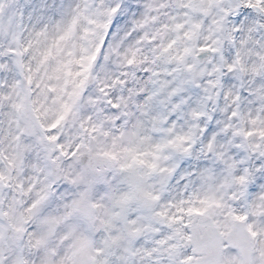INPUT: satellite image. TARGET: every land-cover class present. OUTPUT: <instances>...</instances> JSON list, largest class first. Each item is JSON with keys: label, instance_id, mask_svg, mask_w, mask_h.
Here are the masks:
<instances>
[{"label": "snow or ice", "instance_id": "obj_1", "mask_svg": "<svg viewBox=\"0 0 264 264\" xmlns=\"http://www.w3.org/2000/svg\"><path fill=\"white\" fill-rule=\"evenodd\" d=\"M0 264H264V0H0Z\"/></svg>", "mask_w": 264, "mask_h": 264}]
</instances>
